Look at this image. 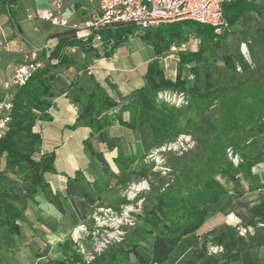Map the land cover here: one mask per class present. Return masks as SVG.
<instances>
[{"label": "trees", "instance_id": "trees-1", "mask_svg": "<svg viewBox=\"0 0 264 264\" xmlns=\"http://www.w3.org/2000/svg\"><path fill=\"white\" fill-rule=\"evenodd\" d=\"M17 1L0 0V13H8L9 7ZM74 1L73 7L78 9L82 0ZM252 3L234 2L223 6L229 30L219 37L213 35L209 26L188 20L139 31L144 41L151 42L156 57L167 53L183 32L199 40L197 51L176 52L178 71L173 82L164 78L156 58L147 64L144 86L119 102L102 98L77 83L71 85L68 96L80 106L77 122L93 133L118 123L133 132L147 129L149 149H156L181 135L189 136L193 143V147L181 156L165 155L169 172L164 175L153 171V161L141 163L135 181L151 179L150 190L137 193L132 200L123 197L118 202L120 207L142 200L141 213L135 214L132 226L124 228V237L119 242L110 243L88 264H146L137 253L140 246H148L162 238L168 246L174 247L183 237L200 229L207 215L205 206L216 204L224 195L215 181L216 176L228 177L236 185L240 178L254 180L251 168L264 155V138L256 133L257 126L264 120V26L259 27L249 45L250 53L255 51L259 55V60H254V68L243 63L239 43L235 44L233 52L227 50L225 43L231 28L252 9ZM134 29L137 28L124 25L101 31L105 54L136 34ZM55 37L58 43L50 52L48 62L13 95L11 121L0 139V157L5 161L0 173V230L8 228L12 234L18 233L16 222L20 212L12 211L8 203L36 195L45 186L42 174L52 170V156L35 159L40 152V137L33 131L36 122L48 119L46 114L52 95L47 84L57 69L71 64L69 49L77 47L87 51L93 41L92 37L83 42L77 40L74 30ZM110 42L112 46L107 50ZM237 65L242 66V73L236 71ZM183 66H190L188 85L181 80ZM165 90L184 92L188 105L175 108L158 101L157 94ZM227 150L238 158L237 165L232 163ZM124 161L128 164L120 170H126L133 163L132 159ZM7 175H23L24 186L19 189L7 182ZM263 187L252 183L248 190ZM250 226L254 234L246 237H239L231 227L224 229L212 242L222 248L221 253L212 255L204 249L202 254L192 255L182 264L238 261L245 250L264 246L262 206L253 209ZM64 254L68 264H84L78 254L66 250Z\"/></svg>", "mask_w": 264, "mask_h": 264}, {"label": "crops", "instance_id": "crops-1", "mask_svg": "<svg viewBox=\"0 0 264 264\" xmlns=\"http://www.w3.org/2000/svg\"><path fill=\"white\" fill-rule=\"evenodd\" d=\"M69 4L72 5L67 9ZM74 4V0H62L61 16L67 20L68 28L53 27L38 18L43 11L53 8L51 0H19L9 7L8 13H0V41L6 45V50H0V99L8 91L15 68L22 62L19 49L26 52L47 46L51 52L58 43L57 34L81 26L97 8L96 0H82L78 9ZM262 25L264 2L255 1L252 9L231 28L230 36L236 43L250 44ZM128 39L107 54L94 40L90 50L69 49L71 64L57 69L48 82L52 95L48 119L36 122L33 131L40 137V152L35 159L52 156V170L42 174L45 186L36 195L8 203L12 211L20 212V219L16 222L17 234L8 228L0 230V264H68L64 250L77 254L70 233L90 223L95 207L117 209L122 194L143 181L136 182L135 177L141 163L147 162L154 150L148 148L149 131L142 128L133 132L113 123L93 133L77 122L80 106L68 96L71 85L77 83L102 98L119 102L144 86L147 64L156 58L164 78L175 80L176 53L156 57L150 44H143L135 51L127 50L124 45ZM189 69L190 66L181 68V80L186 85L191 81ZM10 91L14 95L17 89ZM256 133L264 138V120ZM124 159H132L133 163L120 170L128 164ZM4 168V157H0V173ZM153 171H158L156 165ZM251 174L255 177L253 181L240 178L239 185L228 177L216 176L224 195L216 204L205 206L206 219L198 231L183 237L174 247L159 238L148 246H140L137 253L146 264H182L192 255L198 256L204 249L208 253L210 247H216L212 242L228 227L249 228L252 236V211L257 206L264 209V187L248 189L252 183L264 185V155L251 168ZM22 177L7 175L5 179L20 189L24 186ZM241 190L244 192L240 195ZM134 204L140 209L142 200ZM228 215L234 219L231 225L226 221ZM83 246L93 250L88 238ZM228 264H264V246L245 250L238 261Z\"/></svg>", "mask_w": 264, "mask_h": 264}, {"label": "built area", "instance_id": "built-area-1", "mask_svg": "<svg viewBox=\"0 0 264 264\" xmlns=\"http://www.w3.org/2000/svg\"><path fill=\"white\" fill-rule=\"evenodd\" d=\"M52 9H47L39 15V19L53 27L68 28V22L61 16L62 0H51ZM261 0H96L97 8L95 12L81 26H72L77 40L86 41L92 37L97 46L101 49L104 43L100 32L112 27L130 25L140 31L157 29L166 24L179 21H194L196 23L209 26L215 37L221 36L229 30V25L223 15V6L234 2H255ZM112 43L107 44V50ZM245 46L241 45V50ZM0 50H6L4 41H0ZM22 55V62L15 68L9 83L8 91L0 99V139L4 136L8 124L11 121L13 108V94L10 89H17L24 85L31 75L41 69L49 60L50 51L47 46L41 49L29 51L18 50ZM90 74V71H88ZM157 100L165 102L175 108L188 105V99L184 92L165 90L157 94ZM193 147L191 138L181 135L174 141L163 144L153 152L155 155L156 166L163 160L165 155L181 156ZM227 155L234 165L239 162L236 156H232L230 150ZM149 156L148 158H151ZM164 175L169 170L164 167H156ZM148 190L146 181H142L127 192V200L135 198L137 193ZM124 208V206H122ZM112 212L111 208H96L91 215L95 221L94 227L88 229L86 226H79L74 229L69 239L73 244L76 253L80 255L81 263L88 264L94 259L96 252H101L109 245V240H98V235L104 222H108L107 215ZM228 224H233V216L226 217ZM239 237H246L251 233L249 228H236ZM104 232V231H103ZM101 236V235H100ZM88 238L93 244V250L87 251L83 246V240ZM121 240V238H119ZM119 242V241H118ZM222 252L221 247H210L208 254L216 255ZM80 264V263H78Z\"/></svg>", "mask_w": 264, "mask_h": 264}, {"label": "rangeland", "instance_id": "rangeland-1", "mask_svg": "<svg viewBox=\"0 0 264 264\" xmlns=\"http://www.w3.org/2000/svg\"><path fill=\"white\" fill-rule=\"evenodd\" d=\"M260 2H264V0H261ZM71 5L70 4L67 5V9ZM134 30L137 33L133 34L131 36V38L128 39L129 41H127L126 44L124 45L125 49H127V50L131 49L132 51H135L137 48H139V46H141L143 44L148 45L151 43L150 41H144L141 37H139V35L141 34V32H139L140 30H138V29H134ZM152 33H155V31H152ZM230 34H231V30L227 34V38L225 40V43H226L227 50L230 52H233V51H235L234 46L236 44V41H234V39L230 36ZM156 35H157V33H156ZM249 45H250L249 43H245L244 44L245 47L243 48V50H241V43H239V49L238 50H239V54L241 55L243 63H245V65L248 68H254V66L256 64L254 62V60L257 62L259 60V55L255 51L253 52V54H251L250 50H249ZM198 49H199V40L196 38V36L193 34H188V33L183 32L180 35V37L177 39V41L169 47L167 53H176L179 50H186V51H193L194 52V51H197ZM236 71L238 73H242V71H243L242 66L237 65ZM154 150L152 151V153H150L149 156H152V157L148 158V160L153 161L154 165H156L157 160L155 159L156 156L153 155ZM165 159H166V157H163L162 158L163 161L156 167L161 166V167H164V168L169 170V167L166 166V164H165L166 163ZM157 162H160V161H157ZM168 172H166V173H168ZM145 181L148 184V190L143 191L141 193L148 192L150 190L151 179H147ZM122 196L127 197L126 192H124L122 194ZM96 208H98V207H95L93 209V211ZM102 208H105V207H102ZM139 213H141V207H140V209H138V207L135 204L126 205V206H124V208L121 207V208H117V209H112V212L107 215L108 222L107 221L104 222V225L102 226L103 228L101 229V231L99 232V235L97 236L98 240H100V241L103 239L104 240L110 239L109 245L106 246V248H104L102 251H105L110 246V243L118 242V241H120L119 238L124 237V232H123L124 228L132 226L133 223L136 221L135 214H139ZM91 215H92V213H91ZM94 223H95V221L92 218H90V223L87 226L86 225L85 226L88 229H90V228L94 227ZM87 251L93 253L92 250H90L89 248ZM102 251L96 252L93 254H96L95 256H98L102 253Z\"/></svg>", "mask_w": 264, "mask_h": 264}]
</instances>
